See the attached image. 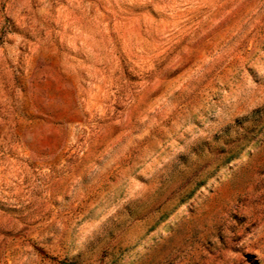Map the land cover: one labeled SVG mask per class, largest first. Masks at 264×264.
Returning <instances> with one entry per match:
<instances>
[{
  "label": "rangeland",
  "instance_id": "rangeland-1",
  "mask_svg": "<svg viewBox=\"0 0 264 264\" xmlns=\"http://www.w3.org/2000/svg\"><path fill=\"white\" fill-rule=\"evenodd\" d=\"M0 264H264V0H0Z\"/></svg>",
  "mask_w": 264,
  "mask_h": 264
}]
</instances>
